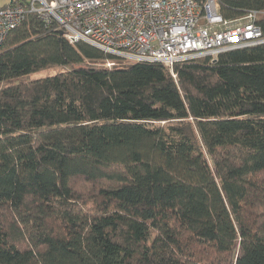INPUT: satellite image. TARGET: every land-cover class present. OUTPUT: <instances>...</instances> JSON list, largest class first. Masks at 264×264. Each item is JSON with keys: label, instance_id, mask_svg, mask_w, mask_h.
<instances>
[{"label": "trees", "instance_id": "16d2710c", "mask_svg": "<svg viewBox=\"0 0 264 264\" xmlns=\"http://www.w3.org/2000/svg\"><path fill=\"white\" fill-rule=\"evenodd\" d=\"M119 60L33 14L5 39L0 264H264V44L86 64Z\"/></svg>", "mask_w": 264, "mask_h": 264}, {"label": "built area", "instance_id": "2783aa9c", "mask_svg": "<svg viewBox=\"0 0 264 264\" xmlns=\"http://www.w3.org/2000/svg\"><path fill=\"white\" fill-rule=\"evenodd\" d=\"M28 14L54 23L71 44L82 41L120 59L100 63L104 68L146 62L171 70L175 63L214 61L264 44L257 24L264 11L228 20L218 0H15L0 7V48Z\"/></svg>", "mask_w": 264, "mask_h": 264}, {"label": "rangeland", "instance_id": "374dc122", "mask_svg": "<svg viewBox=\"0 0 264 264\" xmlns=\"http://www.w3.org/2000/svg\"><path fill=\"white\" fill-rule=\"evenodd\" d=\"M13 1H15V0H0V7H3L4 5H7V4H9V3L13 2ZM86 64L97 66V67L100 66V62H93V63L86 62ZM65 70H66L65 68L54 67V68H50V69H47V70H44V71H40V72L31 74V75H29L27 77L21 78V80L26 82V81L33 80V79H36V78H43V77H46V76H52V75H55L57 73L63 72ZM9 84H15V82H12V83H9ZM6 85H7L6 83L0 84V88L4 87ZM80 197H81L82 201L87 204V206L83 207L84 211H88V208L91 207L90 205H88V198L85 195H80ZM77 204L81 205L80 202L77 203Z\"/></svg>", "mask_w": 264, "mask_h": 264}]
</instances>
